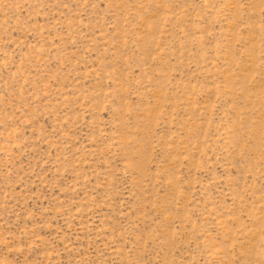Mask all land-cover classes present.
<instances>
[{
	"label": "rangeland",
	"instance_id": "374dc122",
	"mask_svg": "<svg viewBox=\"0 0 264 264\" xmlns=\"http://www.w3.org/2000/svg\"><path fill=\"white\" fill-rule=\"evenodd\" d=\"M0 264H264V0H0Z\"/></svg>",
	"mask_w": 264,
	"mask_h": 264
}]
</instances>
